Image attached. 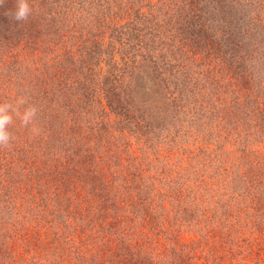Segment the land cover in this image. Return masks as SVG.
<instances>
[{"label": "trees", "instance_id": "trees-1", "mask_svg": "<svg viewBox=\"0 0 264 264\" xmlns=\"http://www.w3.org/2000/svg\"><path fill=\"white\" fill-rule=\"evenodd\" d=\"M96 3L106 11H103L100 17H95L92 24L81 26L76 35H68L65 32L59 34L63 36L62 47L53 48L52 39L47 38L45 41L47 44L52 42L50 47L54 51L63 50L67 55L76 54L75 58L70 55L61 63H55V70L49 73L56 79L57 85H63L64 88L61 93L66 98L62 100V109L65 114L67 112L70 115L67 122L64 119L61 121L60 128L64 131L60 132L55 128L57 126L51 123V118L46 112L54 102V91L48 84V81L53 80L46 81L48 87L37 93V97L41 98V108L36 110L41 112L42 121L20 119V122L25 125L35 123L41 127L45 126V129H51L48 134L52 131L68 133L67 148H73L74 152L85 144L82 140L85 128L77 120L82 121L85 117L88 120L95 119V131L90 134L99 136L107 130L103 123L105 113L108 114L109 111L115 115V121L121 129L132 134L136 141L142 138L139 142L147 144L149 148L154 146L153 141L162 136L163 132L162 140H166L165 145L169 142L174 145V141L178 142L183 136L199 133L198 130H215L218 127L222 133V120L233 124L234 131L231 136L227 139L225 135L223 138L224 141L229 140L233 138L232 134L238 136V132H235V122L248 115V120L254 121L255 126L261 124V132L264 135V0H96ZM93 11L91 6L85 8L79 13V17H85ZM52 25L53 33L57 32V25ZM1 42L5 43L1 45ZM69 42L72 44L71 49L67 48ZM8 43L0 38L2 56L15 57L18 61V56L10 55ZM51 67L53 69V66ZM67 78H70L69 81ZM244 98L249 113L244 111L239 115L240 101L244 102ZM90 124L93 127L91 122ZM43 130L44 127L41 128V131ZM208 132L207 136L210 135ZM227 132H230V128ZM220 133L216 132L215 138L220 137ZM48 134L47 140L53 141ZM177 136L178 141L175 139ZM39 138L43 140L41 136ZM43 142L45 144V141ZM247 143L249 139L245 134L244 137H239L236 145L242 144V147L236 148L242 152L240 161L246 169L240 166L241 171L240 167H236L237 171H232L234 174L230 176L232 180L237 179L236 183H233L228 201L224 206L217 207L221 214L214 220L220 226H224L225 222L228 225L235 224L228 231V237L235 244L240 236L245 234V224L241 222L245 214L251 217V225L257 234H264V165L260 161L253 167L246 165L247 160L243 157L246 153L254 152L247 149ZM170 145L169 153L172 151ZM135 158L128 156L118 173H114V163L108 164L105 159L104 168H107L108 173L110 169L111 175L105 180L101 171L96 169L98 163H94L93 156L88 152L82 153L79 165H83L88 159L89 165L100 172L96 180L91 182L95 184L91 192L95 195L93 199L106 201V185L111 188L110 192L116 195V198L122 189H130L131 192L139 194L138 197L126 195L125 201L130 202L135 209L131 211L135 214L143 212V218L155 221L160 214L166 212L164 205L158 201L157 210L150 208H156L154 193L150 192L155 176L163 175L166 178L164 184L169 185L166 191L164 188V193L157 192V196L164 194L175 199L182 193H192L197 188L200 190V187L201 190L207 191V183L204 180L216 176L208 174L203 164L197 169L181 170L175 162L171 168L163 160L171 159L170 154L157 158L156 163L160 165L158 168H149L150 161L147 162L146 157L137 163H134ZM33 164L34 161L31 166ZM76 164L71 165V168ZM32 167L35 169L33 173L36 178H33L31 184L35 188L42 183L41 178L43 182L53 179V170L44 167L40 169L35 164ZM106 171L104 170L103 174ZM78 178H72L71 181ZM112 182L115 183L113 186ZM218 199L219 197L217 201ZM133 200L134 203H131ZM90 203L85 207L88 213L95 210ZM75 206L83 210L79 203ZM181 210L182 216L191 220L193 211L186 206ZM128 217L132 215L127 213L124 217L113 213L110 221L106 222L104 219L103 223L100 220L109 225L104 234L112 233V227L123 225L122 221ZM168 221L167 218L162 219L163 223L171 225ZM208 223H201L202 228L214 225ZM122 229V232H117L120 235L117 247L110 249V246L103 242L98 245L102 247L101 252H98V249L94 251L92 247H84L87 248L85 255H89L87 260H94L95 252L97 256L103 254V257H107L109 264L122 262L123 257L127 258L129 264H191L188 263L190 255L179 251L182 254L179 256V253L173 250L174 247L172 257L168 256L171 260H167L165 256L168 251L162 253V257L158 255L155 258L146 249L151 244L149 235L141 233L140 238L137 237L135 243H132L135 239L131 240L126 234L129 228L125 225ZM221 236L224 235L221 233ZM88 237L94 239L93 233L85 234L84 242ZM220 247L224 248L226 253L214 256L213 260L218 258L225 262L221 264H235L232 259L234 253L231 254V251L222 245ZM82 255H77V258ZM241 264H245V261Z\"/></svg>", "mask_w": 264, "mask_h": 264}, {"label": "rangeland", "instance_id": "rangeland-1", "mask_svg": "<svg viewBox=\"0 0 264 264\" xmlns=\"http://www.w3.org/2000/svg\"><path fill=\"white\" fill-rule=\"evenodd\" d=\"M26 2L30 11L25 18L17 19L16 12L20 0H0V38L1 41L4 39L9 42L10 55L19 58L17 61L15 57H3L1 54L3 50L0 52V105L5 106L11 116L10 122L6 125L9 139L7 143H0V264H109L107 257H103V254L97 256L95 252L93 253L95 261L92 259L89 262L87 260L89 255H85L87 248L84 247H92L94 251L98 249V252H101L102 247L98 245H102L103 242L112 249L119 244L120 235L117 232H122L125 225L129 228L126 232L128 238L135 239L132 243H135L137 237L140 238L141 233L149 235L151 244L146 249L155 258L168 251L165 256L167 260H171L172 247H174L173 250L175 253L178 252L179 256H182V251L190 255L188 263L221 264L225 262L218 258L213 260V257L226 253L224 248L221 249L220 245H222L228 248L231 254L234 253L232 259L235 264H241L243 261L245 264H264V234L261 236L257 234L248 214L243 215L241 220L245 224V236L241 235L236 244L228 237L229 229L235 224L228 225L225 222L224 226H220L214 221L216 216L221 214L217 207L224 206L228 201L233 183H236L237 179L231 178L234 174L232 171H237L236 167L240 166L246 169L240 161L242 152L237 149L241 148L242 144L236 145L239 137H244L245 134L249 139L247 149L254 151L251 154L246 153L243 157L247 160L246 165L253 167L259 161L264 165V135L261 132V124L255 126L254 121L248 120L250 115L242 117L235 122V132H238V136L232 134L233 138L227 140L234 131L233 124H227L222 120L221 123L224 125L222 133L218 127L215 130H198L199 133L183 136L180 141L177 136L175 139L178 142L174 141V145L171 142L165 145L166 140H162L163 132L162 136L153 141L154 146L149 148L147 144L139 142L142 138L136 141L132 134L121 129L115 121V115L109 111L108 114L105 113L103 123L107 130L99 136L90 134L95 131V119L88 120L85 117L82 121L77 120L85 128L82 137L85 144L77 152H74L73 148L68 149V133L52 131L48 134L51 129H45V126L41 127L35 123L25 125L20 119L24 120L25 112L31 111L32 115L28 120L42 121L41 112L38 113L36 110L41 108L39 103L41 98L37 97V93L48 87L46 81L53 80L54 82L48 81V84L54 91L52 96L54 102L49 105L46 112L51 118V123L57 126L55 128L60 132L64 131L60 128V124L63 119L66 122L68 118L70 119L69 113L65 114L62 109V100L66 98L61 93L64 88L63 85H57L56 79L49 73L55 70V63H61L72 53L67 55L63 50L54 51L50 46L53 42V48L62 47L63 36L59 34L65 32L68 35L70 33L76 35L81 26L92 24L95 17H100L106 9L97 6L96 0H26ZM90 6L94 11L85 17H79V13ZM51 22L57 25L55 33ZM47 38L52 39V42L45 43ZM70 40L73 43V40ZM4 43L1 42V45ZM71 46L69 42L67 48L71 49ZM71 57L75 58L76 54ZM48 68H50L49 72ZM67 79L69 81L70 78ZM245 104L244 98V102L240 101L239 115L244 111L249 113V108ZM89 121L93 127L90 126ZM43 127L44 132L41 131ZM226 128H230L229 133ZM206 132L210 135L207 136ZM216 132L220 133V137L215 138ZM47 134L53 141L47 140ZM225 135L227 139L224 141ZM40 136L43 140L39 138ZM168 145L171 147V153L168 152ZM86 152L93 156L94 163L95 161L98 163L96 169L101 171L105 180L111 177L110 169L108 173L107 168H104L105 159L108 164L114 163L112 168L115 169L114 173H118L128 156L136 157L134 163L146 157L147 162L150 161L149 168L155 166L158 168L160 165L156 163L157 158L167 154L172 155V158L163 160L171 168L175 162L181 170L197 169L203 164L208 174L216 176L204 180L207 183V191L201 190L200 187V190L197 188L195 192L182 193L175 199L164 194L157 196V192L164 193V188L166 191L169 186L164 184L166 178L157 174L158 176L153 179V189H150V192L154 193L156 208H150L157 210L156 201H158L164 205L166 212L160 214L155 220L157 224H154L155 221L152 219L143 218L145 217L142 216L143 212L135 214L130 202L125 201L126 195L138 197L139 194H135V191L131 192L130 189L124 188L116 198V195L110 192L111 188L106 185L104 193L108 194V198L103 196L106 201L93 199L95 195L91 192L95 184L91 182L96 180L100 172L89 165L88 159L83 165H79L82 153ZM32 161L40 169L44 167L53 170L55 173L53 179L43 182L41 178L42 183L39 187L32 186L31 182L34 177L36 178L33 173L35 169L32 167L34 164L31 166ZM74 163L77 164L71 168ZM104 170L106 172L103 174ZM76 177L79 178L71 181ZM113 184L115 183L112 182V186ZM78 203L82 211L76 208L75 205ZM87 203L95 209L94 212L88 213L85 208ZM131 203H134V200ZM185 206L194 213L191 220L182 216L181 209ZM113 213L124 217L128 213L132 217L124 218L123 225L113 226L112 233L104 234L105 228L109 226L103 224L104 219L106 222L110 221ZM165 217L169 219L171 225L162 222ZM205 217L207 219H203ZM204 222L214 225H206L205 229L201 226ZM92 233L94 239L88 237L84 242L85 234ZM221 233L224 236H221ZM106 252L108 253V250ZM81 253L83 255L77 258ZM121 261L123 263L115 264H129L125 257Z\"/></svg>", "mask_w": 264, "mask_h": 264}, {"label": "clouds", "instance_id": "clouds-1", "mask_svg": "<svg viewBox=\"0 0 264 264\" xmlns=\"http://www.w3.org/2000/svg\"><path fill=\"white\" fill-rule=\"evenodd\" d=\"M30 9L28 8L26 0H20L17 12H16V18L17 19H23L27 16ZM32 112L27 111L25 112L23 119L27 121L31 118ZM11 116L9 115L7 108L3 105H0V143H7L9 139V135L6 131V125L10 122Z\"/></svg>", "mask_w": 264, "mask_h": 264}]
</instances>
